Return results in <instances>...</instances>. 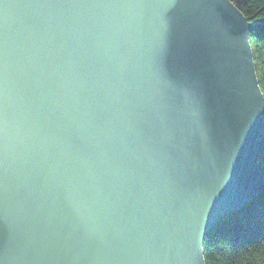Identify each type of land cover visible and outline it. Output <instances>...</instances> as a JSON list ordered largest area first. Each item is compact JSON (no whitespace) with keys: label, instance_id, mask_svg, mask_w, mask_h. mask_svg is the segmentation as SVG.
<instances>
[{"label":"water","instance_id":"95a60500","mask_svg":"<svg viewBox=\"0 0 264 264\" xmlns=\"http://www.w3.org/2000/svg\"><path fill=\"white\" fill-rule=\"evenodd\" d=\"M229 0H0V264H206L264 191V93Z\"/></svg>","mask_w":264,"mask_h":264},{"label":"trees","instance_id":"16d2710c","mask_svg":"<svg viewBox=\"0 0 264 264\" xmlns=\"http://www.w3.org/2000/svg\"><path fill=\"white\" fill-rule=\"evenodd\" d=\"M250 23L257 75L264 93V0H229ZM264 173V161H263ZM206 264H264V191L242 212L229 215L204 241Z\"/></svg>","mask_w":264,"mask_h":264},{"label":"snow or ice","instance_id":"6c2138e0","mask_svg":"<svg viewBox=\"0 0 264 264\" xmlns=\"http://www.w3.org/2000/svg\"><path fill=\"white\" fill-rule=\"evenodd\" d=\"M177 0H170L171 6H174Z\"/></svg>","mask_w":264,"mask_h":264},{"label":"bare ground","instance_id":"6f19581e","mask_svg":"<svg viewBox=\"0 0 264 264\" xmlns=\"http://www.w3.org/2000/svg\"><path fill=\"white\" fill-rule=\"evenodd\" d=\"M263 161H264V159H263Z\"/></svg>","mask_w":264,"mask_h":264}]
</instances>
